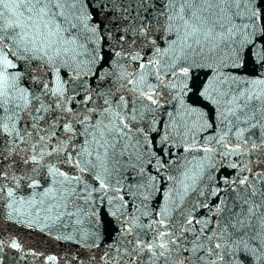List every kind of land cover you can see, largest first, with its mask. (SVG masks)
Segmentation results:
<instances>
[{
  "label": "snow or ice",
  "instance_id": "6c2138e0",
  "mask_svg": "<svg viewBox=\"0 0 264 264\" xmlns=\"http://www.w3.org/2000/svg\"><path fill=\"white\" fill-rule=\"evenodd\" d=\"M5 222L75 246L44 264H264V0H0Z\"/></svg>",
  "mask_w": 264,
  "mask_h": 264
},
{
  "label": "water",
  "instance_id": "95a60500",
  "mask_svg": "<svg viewBox=\"0 0 264 264\" xmlns=\"http://www.w3.org/2000/svg\"><path fill=\"white\" fill-rule=\"evenodd\" d=\"M5 223L7 226L0 228V237L6 242L10 237L15 238L21 243L23 250L17 252L6 245L2 253V264H44L46 256L56 255L62 258L75 251L74 245L54 239L52 235L41 232L39 228L30 229L21 224ZM32 252L37 255L33 256ZM59 264H64L63 259L59 260Z\"/></svg>",
  "mask_w": 264,
  "mask_h": 264
}]
</instances>
